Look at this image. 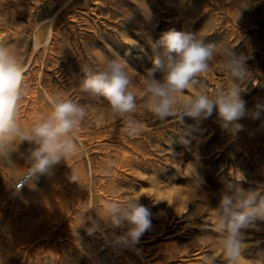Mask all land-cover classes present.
Wrapping results in <instances>:
<instances>
[{
  "label": "rangeland",
  "instance_id": "1",
  "mask_svg": "<svg viewBox=\"0 0 264 264\" xmlns=\"http://www.w3.org/2000/svg\"><path fill=\"white\" fill-rule=\"evenodd\" d=\"M173 30L217 44L200 78L209 94L231 84L224 50L246 57L242 130L223 128L215 111L166 121L146 111L142 75L153 67L151 43ZM0 44L13 46L26 69L22 128L50 112L49 96L88 111L75 134L83 150L30 183L18 186L32 145L17 138L0 155V264H202L213 252L216 264H225L214 230L222 193L230 182L264 187V0H0ZM117 55L129 66L136 118L144 124L135 138L106 100L80 91L86 69ZM257 105L258 119L250 114ZM108 161L114 163L106 174ZM130 197L150 210L152 227L138 244L123 247L114 235L126 229L105 226L98 213L105 201ZM88 207L96 210L86 215L101 224L91 233L90 222L77 227ZM243 242L240 264L264 261V220L244 230Z\"/></svg>",
  "mask_w": 264,
  "mask_h": 264
},
{
  "label": "clouds",
  "instance_id": "2",
  "mask_svg": "<svg viewBox=\"0 0 264 264\" xmlns=\"http://www.w3.org/2000/svg\"><path fill=\"white\" fill-rule=\"evenodd\" d=\"M155 53L153 67L143 76L144 107L148 113L160 121L167 118L183 120L208 118L214 111L221 126L233 134L242 130L237 121L247 113L246 102L241 93L250 73L246 67V57L225 49L223 68L231 80L227 88H218L211 94L202 83L201 77L210 71V62L217 56V44L198 39L188 32L169 31L151 43ZM129 66L117 55L108 59L98 70H85L80 82V91L92 97L107 101L111 113L124 121L123 131L130 138L144 131V124L136 118L137 98L130 90L132 81L128 75ZM25 66L13 46L0 44V155L8 154L10 145L19 138L33 147L29 149L26 161L28 167L22 177L26 182L47 174L62 160L78 154L83 145L76 141V132L87 118L86 106L49 96L51 110L37 119L30 129H24L18 122L19 103L24 95L23 81ZM194 95L181 99L186 90H194ZM250 114L259 118L261 106ZM16 143V146L17 144ZM11 149V151L16 149ZM112 161L106 165V174L113 167ZM71 180L78 182L72 173ZM95 207L79 212L78 226L91 224V233L101 227L99 221L86 215ZM96 210V209H95ZM216 211L215 232L220 235V248L225 264H240L246 245L244 230L254 226L256 220H264V187L242 188L238 183H228L222 193ZM104 225L112 229H126L115 236L114 243L123 247H133L143 234L152 227L151 212L139 203V198L126 201L107 200L98 213ZM215 252L202 258V264H216ZM253 264H264L257 260Z\"/></svg>",
  "mask_w": 264,
  "mask_h": 264
},
{
  "label": "built area",
  "instance_id": "3",
  "mask_svg": "<svg viewBox=\"0 0 264 264\" xmlns=\"http://www.w3.org/2000/svg\"><path fill=\"white\" fill-rule=\"evenodd\" d=\"M24 181H25V180L20 181V182L18 183V186H22V185L24 184Z\"/></svg>",
  "mask_w": 264,
  "mask_h": 264
}]
</instances>
